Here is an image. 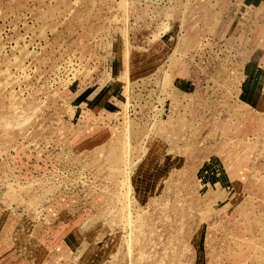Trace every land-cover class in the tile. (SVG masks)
Wrapping results in <instances>:
<instances>
[{
	"label": "rangeland",
	"instance_id": "rangeland-1",
	"mask_svg": "<svg viewBox=\"0 0 264 264\" xmlns=\"http://www.w3.org/2000/svg\"><path fill=\"white\" fill-rule=\"evenodd\" d=\"M248 2L0 0V264H264Z\"/></svg>",
	"mask_w": 264,
	"mask_h": 264
},
{
	"label": "crops",
	"instance_id": "crops-1",
	"mask_svg": "<svg viewBox=\"0 0 264 264\" xmlns=\"http://www.w3.org/2000/svg\"><path fill=\"white\" fill-rule=\"evenodd\" d=\"M257 1L258 0H250V2L244 4V8L248 9V7H254L256 5L255 3H258ZM260 6L264 7L263 3L260 4ZM251 20L255 23L253 16ZM240 21V17L232 16L229 18L230 23H228L230 28L235 22V26L232 27L233 29L231 28L232 31H229V33L235 36L236 44L234 48L236 56L239 57L235 62L237 67H235L236 72L234 74L238 76V81L235 80L237 85L235 84L236 99H234V101L236 105L243 103L252 113H264V61L262 64V59L264 60V49H262V46L264 48V39H260V32H254L248 35L247 27L243 24L244 21ZM257 22H259V20ZM245 30L246 32H244ZM226 40L228 41V37H226ZM240 56L242 59H240ZM229 76L232 78L233 74H229ZM112 104H115V101H113ZM99 109L110 112L114 108L101 106ZM234 111H236V109H234ZM256 163L257 161L255 164ZM255 164H253V167ZM257 166L258 169L259 167H264L262 163Z\"/></svg>",
	"mask_w": 264,
	"mask_h": 264
}]
</instances>
